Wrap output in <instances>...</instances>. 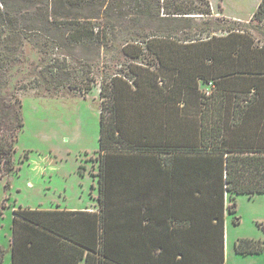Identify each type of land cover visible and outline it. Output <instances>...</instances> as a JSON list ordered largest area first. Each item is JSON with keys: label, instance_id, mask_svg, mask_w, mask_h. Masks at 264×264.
<instances>
[{"label": "trees", "instance_id": "obj_1", "mask_svg": "<svg viewBox=\"0 0 264 264\" xmlns=\"http://www.w3.org/2000/svg\"><path fill=\"white\" fill-rule=\"evenodd\" d=\"M210 15L209 0H0V71L9 70L19 60L26 41L33 42L42 63L33 84L21 88L74 89L79 87L78 75L66 59L61 63L58 50L95 41L104 44L117 27H126L130 38L124 45L129 49L126 55L139 58L144 55L139 45L160 47L163 41L158 39L171 36L151 29L156 23ZM251 20L264 24V0L259 1ZM144 24L148 29L138 31ZM225 31L224 35L199 39L197 45L186 37L165 42V46L180 49L167 54L172 59H195L198 68H190L194 78H182L183 66L173 64L165 69L177 70L179 82L163 78L162 83L130 84L115 74L101 82L99 147L95 152L99 209L87 212L19 207L12 221L11 264H79L81 260L83 264H120L118 244L106 233L108 215L119 211L118 204L112 207L108 203V176L113 165L146 151L158 153L161 164L190 165L193 181L208 185L207 194L218 200L212 214L219 229L223 226L225 197L230 200L228 210L232 213L236 195L264 194V43L258 44L245 29ZM193 49L195 53L186 57ZM179 78H189V82L181 83ZM211 79L220 80L221 86L229 81L237 95L230 113L231 127L237 131L233 138L223 135L229 108L225 98L209 100L197 82L210 84ZM91 82L90 75L85 91L92 88ZM219 84L216 87L223 89ZM15 101L9 100L13 119L7 130L0 131V166L5 170L13 168L15 143L24 126L20 103L17 98ZM147 101L159 102L155 117L139 114L144 109L139 103ZM176 118L179 124L173 123ZM253 118L250 124L247 119ZM192 130L197 135H191ZM209 206L215 208L214 204ZM234 250L241 255L259 254L264 251V241L240 238ZM1 256L0 249V260ZM220 256L221 251L216 264H223Z\"/></svg>", "mask_w": 264, "mask_h": 264}, {"label": "rangeland", "instance_id": "obj_2", "mask_svg": "<svg viewBox=\"0 0 264 264\" xmlns=\"http://www.w3.org/2000/svg\"><path fill=\"white\" fill-rule=\"evenodd\" d=\"M259 1L209 0L212 10L210 16L160 21L151 29L163 36H171L158 39L163 41L158 44L160 47L153 44L150 48L145 44L139 45L141 52H144L143 57L139 58L126 55L129 49L124 45L130 40L126 27H117L104 44L95 41L76 44L71 49H60L57 52L61 63L67 61L68 66L74 68V74L78 75L79 87L74 89L68 86L53 91H47L44 87L21 88L23 84H33L42 63L41 53L33 42L26 41L22 45L19 60L9 70L0 71V131L7 130L13 119L9 100L17 102L15 99H18L24 121L15 143L13 168L5 170L0 166V264H11L12 221L14 211L19 207L83 208L97 203L95 198L98 188L90 169L96 164L95 152L99 147L101 105L98 95L101 82L114 77V74L124 77L130 84L162 83L163 78H174L179 82L177 70L165 69L167 65L173 64L183 66L180 71L182 78H194L190 68H198L195 59H172L167 54L180 49L164 45L167 41H183V37L188 38L187 41H196L197 45L201 43L199 39L217 37L224 35L226 29L240 28L249 31L258 44L264 43V24L251 20ZM142 29L147 30V25H142L138 31ZM156 53H160V56ZM194 53L195 49L186 57ZM181 56L182 53H179ZM224 65L228 67V63ZM153 73L156 76L153 77ZM90 75L93 79L90 83L92 88L85 91ZM189 78L179 79L181 83H188ZM210 81V84L203 80L197 82L209 100L216 101V97L220 96L225 98L229 108L225 112L228 119L223 135L233 138V133L237 131L231 127L230 113L237 95L232 91L229 81L225 86L219 84L220 80ZM216 83L223 89L217 88ZM239 95L243 96V93ZM247 121L253 124L254 118ZM173 123L179 124L180 121L176 118ZM195 133L192 130L191 135H197ZM235 201V212L225 217V245L227 242L229 245L225 264H264V252L246 257L233 252L236 238L249 237L264 241V194L254 197L240 194L235 196ZM235 216L239 218L236 224Z\"/></svg>", "mask_w": 264, "mask_h": 264}, {"label": "crops", "instance_id": "obj_3", "mask_svg": "<svg viewBox=\"0 0 264 264\" xmlns=\"http://www.w3.org/2000/svg\"><path fill=\"white\" fill-rule=\"evenodd\" d=\"M139 104L144 108L139 112L142 116L157 115L159 102ZM143 136L151 140L157 138V135ZM158 161V153L146 151L113 165L108 176L111 181L108 203L112 207L118 204L119 211L114 216L108 215L106 233L118 244L120 264H216L220 251L225 264V258L229 256L228 242L225 245V217L231 214L228 210L230 200L224 199L223 226L219 229L215 225L216 216L212 214L218 200L209 197L208 185L193 181L191 167L186 163L168 165ZM97 170L96 162L90 169L96 189ZM97 198L98 190L97 203L91 207L39 209L95 212L99 209ZM105 198L107 205V189ZM212 204L215 208L209 206ZM238 220L235 216L234 223ZM238 239L233 241L236 255L246 257L264 252L237 254L234 243ZM83 263L84 260L79 262Z\"/></svg>", "mask_w": 264, "mask_h": 264}]
</instances>
